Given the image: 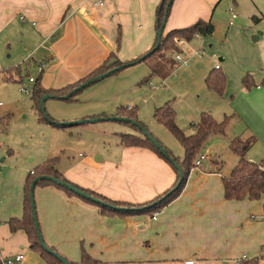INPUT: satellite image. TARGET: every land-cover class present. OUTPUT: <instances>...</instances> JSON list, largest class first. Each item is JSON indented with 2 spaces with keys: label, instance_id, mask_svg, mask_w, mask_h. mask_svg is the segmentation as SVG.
<instances>
[{
  "label": "crops",
  "instance_id": "obj_1",
  "mask_svg": "<svg viewBox=\"0 0 264 264\" xmlns=\"http://www.w3.org/2000/svg\"><path fill=\"white\" fill-rule=\"evenodd\" d=\"M99 1H102L101 5H98ZM159 2L0 0V82L16 83L18 77L14 71L17 68L22 75L24 70L30 69L27 76L34 77L36 67L44 64L40 87L59 90L89 76L111 55L120 62L142 56L151 50L157 37L155 13ZM232 13L236 16L234 19ZM198 21L213 27V34L203 37V45L212 43L208 37L226 40L242 30L257 34L253 36L257 41L261 33L248 28L264 21V0H173L163 35L186 29ZM224 22L226 33L222 30ZM26 23L31 26L29 31L19 25ZM201 37L194 36L190 41L183 39L184 44L176 46L179 52L174 55L161 53L162 58L149 61V66L140 63L116 77L91 85L74 102L49 104L50 99L47 100L45 106L49 104V117L57 122H73L100 115L115 116L119 107L133 108L129 103L137 104L145 93V87H141L143 78L152 67L158 66V75L147 85H155L154 91L164 87L167 79L176 85H184V99L179 98L180 103L176 106L178 112L180 109L178 116L176 114V125L185 135H190L192 125L205 111L197 103L199 90L194 87H201L213 65L214 69L219 66L226 78L229 75L221 51H212L204 59V51L186 47L188 42ZM17 41L22 47L21 52L18 45L14 46ZM177 53L189 59L191 65L176 63ZM168 59L171 60L169 63ZM21 60L24 66L19 64ZM28 84L32 89L34 83ZM223 94L222 98L216 94L214 104H209L213 107L210 115L217 123L227 119L225 134H211L206 143L212 146V141L223 138L230 148L233 140L245 141L253 137L252 134L263 135L264 140V116L258 120L247 113L250 106L264 109V89L258 85L251 90H245L243 85L231 87L227 79ZM152 95L153 92L148 99H142L150 113L162 103L159 101L162 99H156L154 103ZM186 102L193 110L182 117L180 113ZM11 110L6 109L0 114V121L4 114L5 118L13 114ZM136 115L142 122L141 109ZM32 119L34 125L49 136L47 150L38 164L56 158V169L80 188L111 201L136 205L150 202L175 182L172 168L153 151L121 145L119 135L128 134L123 128L95 123L55 128L36 123L34 114ZM154 135L167 149L174 150L169 135ZM251 148L247 152L249 161L254 160L250 155ZM76 152L77 157H74ZM209 155L206 153L201 166L191 171L182 193L153 215L104 216L95 206L77 197H67L53 187L36 188V213L45 243L75 264H80L82 247L99 264H184L188 261L193 264H237L243 258H258L257 264H264V200H225L222 179L237 165L238 157L234 154L236 159L226 166L217 154ZM209 159H212L211 163L203 167ZM0 161L4 162L3 159ZM3 168L1 165L0 172ZM33 169H24L22 177L16 176L14 183L0 187V260L22 255L20 264H58L33 250L24 231L13 233L7 225L10 219L23 217L24 191L21 192L20 186L24 182L25 187Z\"/></svg>",
  "mask_w": 264,
  "mask_h": 264
},
{
  "label": "trees",
  "instance_id": "obj_2",
  "mask_svg": "<svg viewBox=\"0 0 264 264\" xmlns=\"http://www.w3.org/2000/svg\"><path fill=\"white\" fill-rule=\"evenodd\" d=\"M169 1L170 0H160L156 8V13H155L156 32L161 27L163 20L165 18L167 20V17L169 15V11L171 8V4H172V2L169 4ZM212 34H213V27L211 26V24L205 23L202 21H198L194 25L186 29H183V30H174L166 35L162 34V37L160 38V41H159V48L155 52H153L151 55L148 56V54L154 50L156 44L158 43L157 37H156L155 43L153 47L151 48V50L143 54L142 56L130 62H120L119 60L115 59L114 55H111L101 67H99L97 70L92 72L89 76H87L86 78L80 80L79 82L73 85H69L59 90L42 89L39 84L41 74L38 75L32 86L31 92H30V100L32 101L33 106L39 112V122L49 124L55 128L69 127V126L60 124V123H65V122H57V121H54L52 118H50L48 114L46 113L45 106H43L44 112H42L39 106V102L43 96L50 95L52 97L51 99L59 100L62 102H68V103L74 102L76 101V98L85 89H87L93 84H96L97 82L94 81L76 92L75 90H77L80 86L85 85L87 82L93 80L97 76L105 74L108 71H111L114 69H119L118 71L114 72L112 75L109 76V77H113V76L118 75L120 72L124 71L125 69L129 67L138 65L140 63L147 62V60L153 57L155 54H158V53L161 54V53H166V52H170V53L179 52L178 48L174 44L175 38L184 39L185 41H190L195 35L210 36ZM143 57L145 58L142 60ZM157 67L158 66H154L151 68L149 78H152L158 75L159 69ZM14 72L17 73L16 76L18 77V82H21L22 74H21L20 68L15 69ZM169 72L170 70H167V73ZM5 81H10V80L5 79ZM145 81L146 79H144V82ZM205 83L209 90L214 91L219 96H222V94L225 91V88H224L225 78L219 68L214 69L208 74V76L206 77ZM243 86L246 90L253 88L252 80L249 79L248 76L243 79ZM65 96H69V97L67 99H62ZM136 111L137 110L134 107L133 108L119 107L117 108L115 116H110V117H119V118H125L127 120H130L131 122H120V123L129 124L136 130V134L119 135L122 146L147 148L153 151L157 156H159V158L165 161L172 168L173 172L175 173L176 178H175L174 184L168 190H166L164 193L160 194L159 196H157L155 199L151 200L150 202H146L144 204L133 205V204H128V203L111 201L105 197H102L89 190L80 188L76 186L75 184H72L71 182L67 181L61 175V173L56 169L57 159L53 158L51 160L44 162L41 165L36 166L34 168L33 174L28 175L26 182H25V187H24L23 217L21 219H15V218L10 219L7 222L9 230L13 233L20 231V230L24 231L29 239L31 248L33 250L39 251L40 254L45 259L51 262L61 264L56 258L47 254L41 249L38 243L37 236H36L34 223L32 221L29 189H30V186L33 180L40 176L52 177L54 179L60 180L111 206L125 208V209H133V210L116 211L112 208H108L106 206L95 204L90 201L77 197L81 199L82 201H84L85 203L95 206L99 210V213L101 215L109 216V217L114 216V217L121 218V217H127V216H133V215H143V214L153 215L155 212L161 211L168 204L174 201L182 193L187 183L190 172L193 168V160L197 156L202 144L206 141V139L211 134L223 135L227 119H225L224 121L220 123H217L208 113L203 112L200 114L197 123L192 125V133L190 135H185L183 131L180 130L175 124V112L172 108V105L169 102H167L161 107L156 108L153 112L154 121L157 124L165 127L173 135L176 141H178V143L183 149V158H179V157H175L159 141H157L154 137H152L147 132L146 128L142 125V123L139 122L137 115H136ZM45 115L47 119L45 118ZM110 117L105 116V115H100L97 117L83 118L82 120L94 119V118L108 119ZM83 124H86V123H83ZM145 133L151 136L155 141H157L162 146L167 156H163L162 154H160V152L148 140ZM254 141H255L254 138L251 137L245 141L233 140L230 143V150L238 157V162H237V165L232 169L230 174L227 177H223L222 179L224 198L227 201H243L246 199L250 201H258L261 199L264 200V159L259 163H253L246 158L247 152L253 145ZM170 159H172L177 164V166L179 167L178 170L175 169ZM180 174H181V178H180ZM40 187H53L59 191H62L67 197H76L74 194H72L67 189L60 187L47 180L38 181L36 183L35 189L40 188ZM169 193L171 194L164 201H162L161 203H157L160 199H162L164 196H166ZM154 203L155 205L153 207L148 208ZM263 221H264V204H263ZM48 248L51 251L56 252L54 249L50 247ZM258 261H259L258 258H254V259L243 258L239 260L237 264H257ZM70 263L75 264L73 262H70ZM79 263L80 264H99V261L90 257L86 253L85 249L82 247L81 248V261Z\"/></svg>",
  "mask_w": 264,
  "mask_h": 264
},
{
  "label": "rangeland",
  "instance_id": "obj_3",
  "mask_svg": "<svg viewBox=\"0 0 264 264\" xmlns=\"http://www.w3.org/2000/svg\"><path fill=\"white\" fill-rule=\"evenodd\" d=\"M19 25L22 29H26L27 31L31 29V26L28 23L23 25L19 24ZM225 25L226 22H224V24L222 25V30L224 33H226ZM251 29L255 30L256 31L255 33H261V38H259V40L255 41L253 39V36L254 37L258 36L257 34H251V31L245 32L244 30H242V32H236L234 34H231L226 40L219 41L211 37H208L210 40H212V43L207 42L205 45H203V42L201 41L204 40L203 37H207V36H202L201 39L188 42V45H186V47L194 51H198V50L204 51L205 53L203 57L204 59L208 58L211 55L212 51L222 52V54L225 57L226 64L229 67L228 78H226L227 76H225L223 70H221L225 78V87H224L225 90L227 88V79L229 86L236 87V85L237 86L243 85V79L247 76L249 77V79L252 80L253 88H256V86L258 85L264 89V82H263L264 80V21H262L259 25L257 24L249 25L248 30ZM15 45H18L20 47L19 51L21 52L22 47L20 46L19 41H17L14 44V46ZM209 45H211V47ZM159 54L160 53L155 54L153 57H151L153 59L150 58L147 60V62L141 64L142 65L146 64L147 66H149V61L152 62V60H156V58H160V59L162 58V56ZM170 54L174 55L173 53ZM223 55H219V56L223 57ZM165 57H163V59ZM170 61L171 60L168 59V63ZM21 63L22 60L19 62V64L21 66H24ZM189 63L191 65V62ZM8 65L10 66L11 64ZM213 70H214V65L211 71ZM123 72L125 71H122L119 74H122ZM30 73H31L30 69H28V72L27 70H24V73L21 78V82H18L17 80L16 83H11L8 85L4 84V82H0V103H2L3 105V107L0 108V114L5 112L6 109H12L11 111H13V114L8 115L7 113L8 116L6 118H5L6 114L1 116L3 118L0 121V160L1 159L4 160V162L0 161V166L1 165L4 166V168L0 172V187L1 186L4 187L6 184L14 183L16 180L15 179L16 176L19 177L23 176V172L21 171H23L24 169H33L36 165H39L38 161L40 157H43L49 144L48 134L42 133L41 129H38V127L33 123V119H32L33 114L36 118L35 122L36 123L39 122V112L33 106V104L30 105L31 87H29V84L26 81V76L27 74L30 75ZM149 74H147L145 78H143V80L146 79V81L142 84L141 87L142 88L145 87L146 90L145 93L142 94L141 100H139L137 104L136 102H130L129 105L131 107H137V111H139V109L142 110L143 119L141 123L152 137H154L164 146L165 145L164 142L162 140L161 142L159 139H157L156 138L157 136H155L154 134L169 135L172 138V139L170 138V140L174 143L175 148L174 150H171L169 148L170 149L169 150L165 146L164 147L167 150H169L175 157L183 158V150L180 144L178 143V141H176L173 135L165 127L157 124L154 121V119L152 118L153 112L152 113L147 112L148 105L144 104L142 102V99L144 98L148 99L151 96V92H153L152 96L154 97V103H156V99H162L159 100L162 102L161 106L169 102L172 105V108L175 112V124H176V114L178 116V113L180 112V109L178 112L176 106L179 105L180 103L179 98L184 99L183 89H182L184 85L183 84L176 85L174 82L168 81L167 79L166 83L164 84V87H162L160 90L154 91L153 87L155 85L151 84V87L147 85L154 78V77L149 78ZM205 80L202 81L201 87L196 86L194 88L199 90L197 95H199L200 97L197 103L204 107L205 111L203 112H206L210 115V110L213 107L211 108L209 102L214 104L213 98H217L216 97L217 95L215 94L214 91H211L207 88ZM22 86L27 87L28 89L27 93L20 91ZM210 92L212 93L214 92L213 94H215L216 96L211 94ZM223 96L224 94H222V96L219 97L222 98ZM187 102L184 103L182 106L183 107L182 112L180 113V116L182 117L185 116L187 112L193 110L192 106L188 104L190 102L188 103ZM48 103L59 104L63 102L59 100L51 99L48 101ZM150 104H151V100H150ZM48 105L46 106L44 105V106L46 113L49 116ZM124 105L127 104H123V106ZM247 113L250 116H254L258 120H261L264 116V109L261 107L250 106L247 108ZM95 124L97 126H104L106 124H110L109 126H116V128L125 129V131L128 134L131 133L136 134L135 128H133L131 125L126 123L106 121V122H98ZM252 136L255 140V144L250 150V155H252L254 160H250V161L253 163H259L264 159V156L262 157V155H264L263 135L261 136L260 134L257 135L252 134ZM208 140L209 139H206V141L202 144L195 159L200 155L205 156L206 153H209L211 156L217 154L219 160L224 162L226 166H229L232 163V161L236 159L235 155L232 154L233 152L230 151L229 146L226 144L223 138H218L216 139V141H212L211 142L212 146H209L208 143H206ZM7 150H10L12 153L8 154ZM79 153L82 154L83 152L80 150ZM77 154L78 152H76L74 157H77L76 156ZM246 158L249 159L248 154ZM211 160L209 159L208 161L204 162L202 166L206 167L211 163ZM195 170L196 169L192 168L191 171L193 172ZM222 173H224V171ZM20 190L21 192L24 191V182L23 184L21 183ZM34 196L36 201L35 193ZM0 212H1V208H0Z\"/></svg>",
  "mask_w": 264,
  "mask_h": 264
},
{
  "label": "water",
  "instance_id": "obj_4",
  "mask_svg": "<svg viewBox=\"0 0 264 264\" xmlns=\"http://www.w3.org/2000/svg\"><path fill=\"white\" fill-rule=\"evenodd\" d=\"M173 0H170L169 1V4L172 2ZM165 23H166V18L163 20L162 24H161V27L158 29L157 31V40H158V43L156 44L155 48L153 51H151L149 55H151L153 52H155L158 48H159V41H160V38L162 37V34H163V29L165 27ZM214 37H216V35H214ZM145 57L142 58V60L144 59ZM119 69H114V70H111V71H108L107 73L105 74H102L100 76H97L96 78H94L93 80L87 82L85 85H82L80 86L76 91L84 88L85 86L89 85L90 83L96 81V82H100L104 79H106L107 77H109L110 75H112L114 72L118 71ZM71 95V94H70ZM69 95V96H70ZM69 96H65L63 97L62 99H67ZM51 96L50 95H45L41 98L40 102H39V106L42 110V112H44V103L47 101V100H51ZM45 118L47 119L46 115H45ZM106 121H110V122H131L130 120H127L125 118H119V117H110L108 119H100V118H94V119H87V120H76V121H73V122H65V123H60L61 125H65V126H69V127H73V126H77V125H80V124H83V123H86V124H94V123H98V122H106ZM146 137L148 138V140L154 145V147L160 152V154H162L163 156H167L165 150L162 148V146L157 142L155 141L151 136H149L147 133H145ZM170 161L172 162L173 166L175 167L176 170L179 169V167L177 166V164L172 160L170 159ZM2 162V161H1ZM180 178H181V174H180ZM43 180H47L49 182H52L60 187H63L65 189H67L68 191H70L72 194H74L76 197H79L81 199H84V200H87V201H90L92 203H95V204H99V205H102V206H106L108 208H112L116 211H121V210H133V209H125V208H119V207H114V206H111L107 203H104L88 194H86L85 192L83 191H80L78 190L77 188L71 186V185H68L60 180H57V179H54L52 177H45V176H40V177H37L33 180L31 186H30V189H29V197H30V206H31V212H32V221L34 223V228H35V232H36V236H37V239H38V243H39V246L41 247V249L46 252L47 254L53 256L54 258H56L61 264H71L67 259H65L64 257H62L61 255H59L58 253L56 252H53L51 251L48 246L46 245L44 239H43V236H42V233H41V230H40V226H39V222L37 220V213H36V205H35V199H34V190H35V186H36V183L38 181H43ZM171 193L167 194L166 196H164L162 199H160L157 203H161L162 201H164ZM155 205L152 204L151 206H149L148 208L150 207H153Z\"/></svg>",
  "mask_w": 264,
  "mask_h": 264
},
{
  "label": "built area",
  "instance_id": "obj_5",
  "mask_svg": "<svg viewBox=\"0 0 264 264\" xmlns=\"http://www.w3.org/2000/svg\"><path fill=\"white\" fill-rule=\"evenodd\" d=\"M101 4H102V1H99L98 5H101ZM235 17H236L235 14L232 13L231 14V18L234 19ZM195 36H198V35H195ZM174 44L177 47H181L184 44V40L183 39H179V38H175L174 39ZM199 53L200 52H197L196 54H199ZM174 58H175L176 63H178L180 65L187 66L189 64V59L185 58L180 53H177ZM44 68H45L44 64H41V65L37 66L36 69H35V73H36L35 76H38V75L42 74ZM218 68H219V66L215 67V69H218ZM35 76L34 77L33 76L28 77L26 81L28 83H34L35 79H36ZM20 91L24 92V93H27L28 89L26 87L22 86ZM1 105L2 104L0 103V106ZM204 159H205L204 155L198 156L193 162V168L194 169H198L201 166V164L204 161ZM31 174H33V171L31 172ZM153 219H155V215L153 216ZM263 253H264V248H263ZM22 260H23V256L22 255H16V256H14L12 258L2 259V260H0V262H1V264H20L22 262ZM184 264H193V262L192 261H188V262H185Z\"/></svg>",
  "mask_w": 264,
  "mask_h": 264
}]
</instances>
